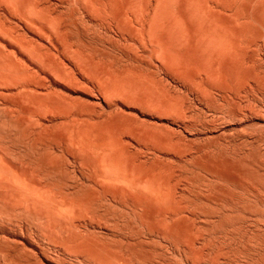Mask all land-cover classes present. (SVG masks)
Instances as JSON below:
<instances>
[{"label":"rangeland","instance_id":"obj_1","mask_svg":"<svg viewBox=\"0 0 264 264\" xmlns=\"http://www.w3.org/2000/svg\"><path fill=\"white\" fill-rule=\"evenodd\" d=\"M0 264H264V0H0Z\"/></svg>","mask_w":264,"mask_h":264}]
</instances>
